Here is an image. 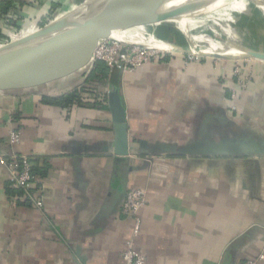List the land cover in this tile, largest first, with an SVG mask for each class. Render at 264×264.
I'll return each mask as SVG.
<instances>
[{"label": "crops", "instance_id": "0c3cea01", "mask_svg": "<svg viewBox=\"0 0 264 264\" xmlns=\"http://www.w3.org/2000/svg\"><path fill=\"white\" fill-rule=\"evenodd\" d=\"M84 1L16 0L0 14V45ZM216 57L162 52L100 79L92 75L105 63L92 56L60 77L0 90V147L29 155L44 185L40 209L11 189L0 162V264H126L134 219L122 206L137 188L148 191L134 237L145 264H240L262 253L264 64L252 63L250 85L232 99L235 62ZM115 88L126 156L114 150ZM72 92L70 106L44 100ZM11 127L21 131L15 146Z\"/></svg>", "mask_w": 264, "mask_h": 264}, {"label": "water", "instance_id": "95a60500", "mask_svg": "<svg viewBox=\"0 0 264 264\" xmlns=\"http://www.w3.org/2000/svg\"><path fill=\"white\" fill-rule=\"evenodd\" d=\"M162 0H85L39 29L0 45V90L60 77L85 64L100 40L131 24ZM246 49V48H244ZM264 62L263 49H246ZM119 156L129 153L126 109L120 90L109 93Z\"/></svg>", "mask_w": 264, "mask_h": 264}, {"label": "bare ground", "instance_id": "6f19581e", "mask_svg": "<svg viewBox=\"0 0 264 264\" xmlns=\"http://www.w3.org/2000/svg\"><path fill=\"white\" fill-rule=\"evenodd\" d=\"M247 7H250L249 12L246 11ZM138 21L140 27L137 29L146 30L150 34L157 30L159 25L168 23L180 34L188 36L189 40L192 36H199L198 30L206 31L214 24L228 40L233 42V48L258 49L264 46V0H162L132 23ZM129 25L120 29L122 33L120 37L108 35L106 37L148 48L162 50L180 48L178 45L167 47L154 39L145 43L138 39L137 34L131 32ZM203 40L200 41L204 43ZM151 42L158 44L153 45L150 44ZM223 50L217 49L215 43L202 53L222 57ZM239 54L243 55L240 51Z\"/></svg>", "mask_w": 264, "mask_h": 264}, {"label": "built area", "instance_id": "2783aa9c", "mask_svg": "<svg viewBox=\"0 0 264 264\" xmlns=\"http://www.w3.org/2000/svg\"><path fill=\"white\" fill-rule=\"evenodd\" d=\"M160 53L148 47L128 44L116 39L110 41L102 39L93 56L96 61L104 62L110 70L116 68L122 72H128L149 62L157 61ZM190 57L191 59L194 58V56ZM252 63L251 61H235L234 74L237 76V83L231 90L232 99L237 97L239 91L250 85L253 72ZM9 141L13 146L20 143L21 131L11 127ZM0 162L9 169L11 187L22 190L38 208H43L44 185H42V179L33 170L35 166L33 159L16 150H12L10 155L6 156L0 147ZM147 201L148 191L144 188H137L126 194L122 211L134 219L133 238L127 241V247L122 255L126 264H145L146 262L142 250L135 246L134 237H138L140 234V211L147 204ZM262 260H264V251L255 258L242 261L240 264H258Z\"/></svg>", "mask_w": 264, "mask_h": 264}, {"label": "rangeland", "instance_id": "374dc122", "mask_svg": "<svg viewBox=\"0 0 264 264\" xmlns=\"http://www.w3.org/2000/svg\"><path fill=\"white\" fill-rule=\"evenodd\" d=\"M246 11H250V7L246 8ZM140 21L138 22H134L132 24H130L128 27L131 30L132 33L137 34L139 36L138 39L145 41V43H149L148 40H156L161 42L162 44H165L167 47L169 46H173V45H178L180 46L179 49L177 48H167V49H159V48H151L152 50H155L157 52L160 53V51H162L163 53H168V54H176V55H185L186 57L188 56H204V54L202 52H204L207 48H209L212 44L216 43V48L217 49H221L223 50V53L221 52V54L223 55L222 57H220V60H228V61H251L253 63H260V64H264L263 61L254 59L252 57H250L249 55H247V53H245L246 49L244 48H240L239 47H232L233 42H231L230 40H228L220 31L219 29L214 25H210L209 29L206 31H201L198 30L199 36H192L190 40L189 38H187L188 36H185L184 34H181L183 36V41L182 40H178L172 38V37H167L165 36L166 33L165 31H163V29H161V26L164 25H170V24H161L157 27V30H155L153 33H149L146 30H142V29H137L138 27H140ZM139 24V25H138ZM159 28H160V32H159ZM165 34V35H164ZM122 35L120 30H116L110 34H108V36H118L120 37ZM204 38L205 40L201 39ZM203 40L204 44L202 41ZM105 41H110L113 40L112 38H105ZM150 44H158L157 42H151ZM258 49H264V46H260V48ZM239 51L243 53V55L239 54ZM161 52V53H162ZM231 96V95H230ZM238 98V95L237 97ZM235 98V99H236Z\"/></svg>", "mask_w": 264, "mask_h": 264}, {"label": "trees", "instance_id": "16d2710c", "mask_svg": "<svg viewBox=\"0 0 264 264\" xmlns=\"http://www.w3.org/2000/svg\"><path fill=\"white\" fill-rule=\"evenodd\" d=\"M15 1L16 0H1L0 1V14L8 9L14 8L15 7ZM161 29H163V31H165L167 37H172L175 40L178 38L179 40L183 41V36L171 25H164L160 27ZM160 28H159V32H160ZM177 39V40H178ZM96 71V72H95ZM107 66H105L104 64L100 63L96 69L94 70V73L92 76L103 79L106 77L107 75ZM113 82H118V73H114L113 74ZM44 100L50 104H55V105H61V106H70L75 102H78L79 100V96L74 92L69 93L67 95H64L62 97L59 98H51V97H45ZM34 172L37 174L38 171L37 169L33 168ZM38 175V174H37ZM13 189V191H18L19 189L17 188H11ZM22 190H20L21 192Z\"/></svg>", "mask_w": 264, "mask_h": 264}]
</instances>
